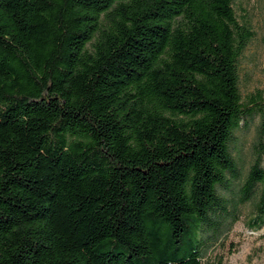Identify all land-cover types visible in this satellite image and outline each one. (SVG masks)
Segmentation results:
<instances>
[{
	"label": "trees",
	"instance_id": "1",
	"mask_svg": "<svg viewBox=\"0 0 264 264\" xmlns=\"http://www.w3.org/2000/svg\"><path fill=\"white\" fill-rule=\"evenodd\" d=\"M234 2L0 0V264H222L264 227Z\"/></svg>",
	"mask_w": 264,
	"mask_h": 264
},
{
	"label": "rangeland",
	"instance_id": "2",
	"mask_svg": "<svg viewBox=\"0 0 264 264\" xmlns=\"http://www.w3.org/2000/svg\"><path fill=\"white\" fill-rule=\"evenodd\" d=\"M236 15L246 20L253 37L239 61V88L245 96L256 90L264 93V0H235ZM257 119L245 131H240L245 160L254 138ZM247 210L232 229L215 245L206 257L209 262L218 259L222 264H264V227L252 230L246 226Z\"/></svg>",
	"mask_w": 264,
	"mask_h": 264
}]
</instances>
